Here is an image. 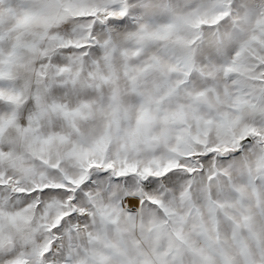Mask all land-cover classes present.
I'll return each mask as SVG.
<instances>
[{"label": "snow or ice", "instance_id": "1", "mask_svg": "<svg viewBox=\"0 0 264 264\" xmlns=\"http://www.w3.org/2000/svg\"><path fill=\"white\" fill-rule=\"evenodd\" d=\"M0 264H264V0H0Z\"/></svg>", "mask_w": 264, "mask_h": 264}]
</instances>
